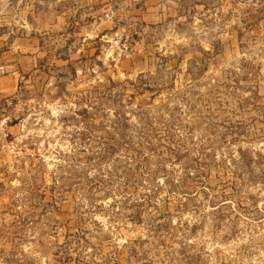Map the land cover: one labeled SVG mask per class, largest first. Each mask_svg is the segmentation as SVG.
I'll return each mask as SVG.
<instances>
[{
    "label": "rangeland",
    "instance_id": "374dc122",
    "mask_svg": "<svg viewBox=\"0 0 264 264\" xmlns=\"http://www.w3.org/2000/svg\"><path fill=\"white\" fill-rule=\"evenodd\" d=\"M0 264H264V0H0Z\"/></svg>",
    "mask_w": 264,
    "mask_h": 264
}]
</instances>
